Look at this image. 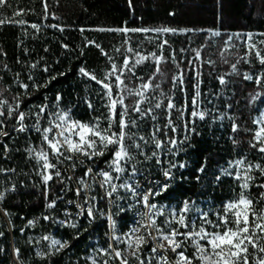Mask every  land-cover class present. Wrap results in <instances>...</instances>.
Segmentation results:
<instances>
[{"label": "trees", "instance_id": "16d2710c", "mask_svg": "<svg viewBox=\"0 0 264 264\" xmlns=\"http://www.w3.org/2000/svg\"><path fill=\"white\" fill-rule=\"evenodd\" d=\"M10 2L12 7L0 10V14L7 17L17 9H25L28 14L16 19H25L29 25H41L39 31L30 26H0V90L9 88L10 92H4V96L11 99L16 93L23 92L15 83L17 79L28 83L29 95L22 97V109L34 104L51 105L59 94L63 97L61 107L74 106L73 112L77 118L87 121L94 115H100L105 109L101 107L102 101L97 93L99 86L83 77L79 69L84 67L98 78H103L110 69V61L102 55L101 49L108 53L112 62L119 65L122 64L124 55H129L126 52L127 47L131 46L143 55L152 52L160 55L161 50L155 43H149L148 38L157 43L168 40L162 53L165 60L160 65L161 73L155 75L153 83L160 84V90L174 96L178 109L186 108L183 119L179 118L178 112H172L178 128L175 133L178 143L176 147L166 144L165 150L159 154L160 164L156 163V158L145 160L133 149L135 159L125 165L123 178L132 175L133 164L136 166V173L149 172L154 175L163 173L164 169L175 164L176 167L171 168L173 179L169 180L167 191L160 197L161 203L179 210L188 201L192 208L214 211L234 198V181L230 177L222 176L217 182L216 176L221 175L229 162L239 158L241 154H246L254 163L257 162L248 147L251 133L246 129H255L253 120L264 106V83L257 85L254 81L243 79L245 73H261L262 67L254 57H251V64L244 63L241 57L247 51L239 44L237 47L226 48L224 42L231 33H264V0H131V7L129 0H47V19L44 18V0ZM52 24L63 28V31L50 27ZM125 26L149 29L168 27L193 31L163 35L129 33L130 40L126 44V37L121 33L97 30ZM213 31L220 32L215 43L209 37V33ZM89 41L94 43L89 44ZM197 51L200 53L199 58L196 57ZM173 54L176 63L172 62ZM34 63L37 67L33 69L30 65ZM233 64H236V73H233ZM45 67L48 68L47 72L43 70ZM180 72L184 75L183 90L179 85L173 89L172 77ZM154 73L155 62L151 57L136 68L137 76L143 77L145 81ZM29 76L33 77L36 84H43L53 76L56 79L47 88L35 91ZM221 76L226 80L223 85L219 83ZM198 81L201 95L197 110L206 113L203 121L190 116L193 110L191 99L195 95ZM139 83L135 78L129 81L130 86ZM160 90L149 93L153 103L159 98ZM86 99H91L97 105L96 112L89 111L84 103ZM157 116V122L163 126L166 123L163 110H158ZM193 120L195 123L191 124L190 121ZM233 121L240 129L236 133L232 132ZM186 122L189 127L195 128L194 133L185 132ZM5 123L6 130L11 132L13 121L7 120ZM153 123L150 119L141 121L143 131L140 134L147 136ZM186 134L189 139L183 144L179 143ZM12 135L13 139L4 138L9 148L5 157L3 146L0 145V168L16 171L12 175L0 173V180H5L8 176L17 190L6 194L0 207L4 213H8L6 217L12 227L15 246L20 250L17 259L22 264H73V258L78 257L85 245L86 233L74 237L73 230L55 225V220L61 215L62 206L57 200L56 208L49 209L47 202L58 197V183L51 186L47 200L42 195V186H35L39 184V177L33 171L35 162L27 158L25 150L29 146L37 145L38 134L33 132L29 138H26V134ZM168 135L171 137L173 133L169 131ZM161 139L164 137L161 136ZM234 139L238 143L234 144ZM169 147H172L171 152L167 151ZM154 150V145L145 149L149 155ZM181 164L184 165L183 168L179 167ZM202 167L203 172L199 171ZM261 182H264V178L257 181ZM256 191L253 189V194ZM33 214H41L43 217L47 215L52 219L42 218L39 226L32 231H25L24 236L20 237V218ZM103 230L104 224L101 223L90 227L86 232L90 236L98 233L102 237ZM0 232L3 233L0 236V264H9V234L1 214ZM34 234L41 237L50 235L68 241L69 247L48 260H41L28 242V236Z\"/></svg>", "mask_w": 264, "mask_h": 264}, {"label": "snow or ice", "instance_id": "6c2138e0", "mask_svg": "<svg viewBox=\"0 0 264 264\" xmlns=\"http://www.w3.org/2000/svg\"><path fill=\"white\" fill-rule=\"evenodd\" d=\"M129 6L131 7V0H129ZM10 7H12L10 0H0V10ZM44 12V18L47 19V0H44ZM27 14L28 10L25 9H17L7 17L0 14V26L5 24L18 25L22 28L30 26L39 31L41 25L37 23L29 25L25 19H16V17H24ZM49 26L63 31V28L56 24ZM97 30L121 33L126 37V44L130 40L129 33L163 35L193 31L192 29L168 27L149 29L126 26ZM211 34L219 36L220 32L213 31ZM256 35L254 33L247 34V52L241 59L244 63L251 64V57H254L264 69V49L258 46L264 45V40L257 42ZM258 35L264 36V33ZM228 39L230 41L232 37L229 36ZM148 42L155 43L156 47L161 50V54L157 55L156 52H152L149 55H143L137 49L129 46L126 49L129 55H124L122 64L118 65L112 62L108 53L101 49L102 55L110 61V69L103 78H98L97 75L84 67L79 69V73L83 77L99 86L97 93L102 101L101 107L105 109V112L94 115L87 121L74 115V106L61 107L63 97L59 94L56 95L51 105L48 103L34 104L22 109V97L29 95L30 85L19 79L15 83L23 92L16 93L11 99L4 96V92H10L9 88L0 90V145L3 146L5 152H8L9 149L4 138L13 139L12 133L26 134V138H29L33 132L38 134L37 145L27 147L25 151L27 158L35 162L33 171L39 177V184L35 186H42V195L46 200L54 183L65 185V179L69 181L73 179L71 176L65 178L62 168L70 166L74 172L78 165L90 163L92 166L85 167L83 175L76 180L79 187L76 188L75 195L78 199L82 198L83 203L68 201L79 210V216H84L86 213L89 223L96 219L95 202L97 197L89 196L87 193L93 188V185L97 184V177H100L99 187L104 190V197L100 199L107 197L114 203L115 201H112L111 198L118 193L119 189L131 192L134 198L139 196L137 202L142 203L147 212L141 213L142 219L138 221V226L124 233L123 236L115 234V221L112 219L111 211L109 210L107 214L100 211L101 216L106 215L110 228L113 230L108 247L98 250L101 256L109 258L103 260L102 264H109L110 260L118 261L119 264H131L132 261H135L136 264H264V182L257 183L258 180L264 178V113H261L260 118L253 120V124L257 125L255 129H246L251 133L248 147L252 151V155L257 158V162L254 163L248 155L241 154L239 158L229 162L228 167L222 170L221 175L216 176L217 182L221 180L222 176L230 177L234 181L236 193L234 198L224 202L217 210L201 211L196 208L195 211L199 213V216L190 219L189 213L193 209L188 201H185L179 210L172 209L167 212L150 202V197L161 195L169 187L168 184L161 185L158 191L154 192L149 189L148 192L140 195L131 184L117 185L114 183L115 180H120L126 172L125 165L135 159L132 154L133 149L137 150L145 160L156 158V163L160 164L159 154L165 150L166 144L176 147L178 143L175 138L178 128L172 112H178L179 118L183 119L186 111V108H177L173 95L164 93L160 90V84L153 83L155 75L161 73L160 65L165 60L162 53L165 46L168 45V40L165 39L157 43L149 37ZM92 43L94 42L89 41V44ZM117 51L119 52L120 49ZM181 51L184 50L181 49ZM150 57L155 62V73L145 81L143 77L137 76L136 68L148 61ZM196 57H200L199 51H197ZM171 59L173 63H176L174 54ZM30 67L34 69L37 64L34 63ZM231 67L233 73H236V64ZM177 68H179V64H177ZM43 70L47 72L48 68L45 67ZM132 78L139 80L140 83L130 86L129 81ZM28 79L33 81L32 88L39 91L40 88H47L56 77H51L43 84H36L32 76H29ZM243 79L252 81L254 77L245 73ZM219 83L221 85L226 83L224 77H219ZM255 83L257 85L264 83V71L255 76ZM183 84V72L172 77L173 89L178 85L182 89ZM157 90H160V95L153 103V98L149 93H155ZM200 95L198 81L195 86V95L191 99L193 110L190 112V116L203 121L206 113L197 110ZM84 103L90 112L98 110L97 105L91 99H86ZM158 110H163L165 114L166 123L163 126L157 122ZM220 118L223 119V117ZM148 119L154 123L151 125L149 134L145 136L140 134L143 131L141 121ZM7 120L13 121L11 132L6 130L5 122ZM190 123L194 124L195 121H190ZM133 129L137 131H133ZM184 130L186 133L195 132V128L189 127L188 122L184 124ZM239 130V125L233 121L232 132L236 133ZM169 131L173 133V136L168 135ZM161 136L164 139H161ZM188 139L189 135L186 134L184 140L179 143L183 144ZM233 143L236 144L238 141L234 139ZM150 145H154L155 150L151 151L149 155L145 149ZM172 147L167 148V151L171 152ZM101 162L107 166V170L100 168L94 172L96 165ZM131 167V174L134 176L137 169L134 164ZM175 167V164H171L169 168L164 169L163 176L166 180L173 179L171 168ZM179 167L183 168L184 165L181 164ZM15 171V169L0 168V173H14ZM199 171L203 172L204 168L202 167ZM253 189L257 190L255 194H253ZM16 190V185L12 184L10 188L0 191V201L5 198L6 192H15ZM82 193H84L83 197ZM58 199H62V196L48 200L47 207L49 209L56 208ZM117 199H122V197L117 196ZM119 210L124 211L123 208ZM66 214H68L67 211ZM5 215H8L6 211ZM161 216L165 218L158 222L157 217ZM43 219L50 220L52 217L46 215ZM35 223L33 220L28 221L29 226H34ZM60 223L71 228L79 226L77 221L72 220L60 221ZM0 236H3L2 232H0ZM40 239L50 240L49 251H36V256L41 260H48L51 256L69 247L68 241L51 239L47 235ZM36 243H40V241L38 240ZM120 244L125 245V248L121 249ZM189 247H191V251H189ZM14 254L19 259L20 250L14 249ZM92 264H98L95 258H92Z\"/></svg>", "mask_w": 264, "mask_h": 264}, {"label": "built area", "instance_id": "2783aa9c", "mask_svg": "<svg viewBox=\"0 0 264 264\" xmlns=\"http://www.w3.org/2000/svg\"><path fill=\"white\" fill-rule=\"evenodd\" d=\"M8 152L4 151V157L8 154ZM91 166L92 165L90 163L86 165H78L74 172L72 171L70 166L62 168L61 170L65 178L71 176L73 177V179L70 181L65 179V185H61L58 183V197L62 196V199H58V201L60 202L62 209H61L60 217L55 220V225L58 226L59 228H67L73 230L74 237H76L79 234L86 233V241L84 242L85 245H83L81 251L78 254V257L73 258V262H74L73 264H92V258H95L98 264H102L103 260L109 259L106 256H101L98 251L101 248L108 247L111 236L113 235V230L110 228L109 221L107 220L106 215L101 216L99 214L100 211H103L105 214H107L109 210L111 211L112 219L115 221V234L120 236H123L124 233L129 232L130 229H132L133 227H137L138 221L142 219V216L140 214L147 212V209L143 206V204L137 202L139 200V196L134 198L131 192L125 189H119L118 193L114 194V196L111 198L112 201H115L114 203H112L107 197H105L104 199H100L101 197H104V190L99 187L98 182L100 180V177H97V184L93 185V188L87 193V195L89 196L97 197V201L95 202V207L97 209L96 219L92 223H89L88 219H86V213L84 216H79L78 215L79 210L75 207L74 204H69L68 201L72 200V201H77L78 203H83V199L82 198L78 199L75 195V190L77 187H79L76 180L78 177H81L83 175L85 167H91ZM100 168H104L105 170H107V166L103 162H101L98 165H96V167L94 168V172L98 171ZM8 174L12 175L13 172H8L7 175ZM89 183H91L90 180ZM114 183H116L117 185L121 183L131 184L134 188H136L137 192H139L140 195H143L144 193L148 192L149 189L155 192L160 189L161 185L163 184L169 185V180L165 179L163 173H160L159 175H154L149 172H138L134 176L131 175L127 178H123L122 175L121 179L115 180ZM12 184L14 183L10 181L8 176L5 180L4 179L0 180V191H3L5 188H10ZM62 189L65 190L62 191ZM167 189L162 194H164L167 191ZM8 193H14V192L11 191L6 192V194ZM162 194L159 196H155L154 198L150 197V202L155 203L157 205V208L164 209V207L167 205L160 202V197L162 196ZM83 195L84 193H82V197ZM117 196L122 197V199H117ZM4 200L5 198L3 199V201ZM1 202L2 201H0V203ZM120 208H123L124 211H120L119 210ZM66 211L68 214H66ZM0 214L3 216L5 220L9 234V245L11 252V260L9 264H22L18 261L16 255L14 254V249H17V247L15 246V238L12 234V227L5 213L1 210V207H0ZM42 218L43 216L41 214H33L27 218L21 217L20 219L22 220V225L19 231V236L23 237L25 231L27 230L32 231L37 226H39ZM163 219H164L163 216L157 217L158 222L162 221ZM29 220L35 221L36 222L35 225L29 226L28 225ZM66 220L77 221L79 226L77 228H71L60 223V221H66ZM101 223L104 224L102 237L98 233H95L92 236L87 234L86 231L90 227ZM47 236H49L51 239L61 240L59 238L51 237L50 235ZM39 237L41 238V236ZM42 243L49 245L50 240L45 242L42 241ZM119 247L121 249H124L125 245L120 244ZM65 249H63L62 251H64ZM32 251L34 252L33 246H32ZM59 264H64V263H59ZM109 264H119V262L110 260ZM131 264H136V262L132 261Z\"/></svg>", "mask_w": 264, "mask_h": 264}, {"label": "rangeland", "instance_id": "374dc122", "mask_svg": "<svg viewBox=\"0 0 264 264\" xmlns=\"http://www.w3.org/2000/svg\"><path fill=\"white\" fill-rule=\"evenodd\" d=\"M211 33L212 32L209 33V37L212 40V42L215 43L216 39L218 38V36H213ZM153 34H157V33H153ZM247 34L248 33H231V34H229V36H231L232 39L229 41V39H228L229 37H228L225 40V42H224V46L226 48H233V47H237L238 44H239V46H242L247 51V47H246ZM254 34H257L255 36V40L257 42L260 41V40H264V38H262L260 35H258V33H254ZM157 35H159V34H157ZM258 46L260 48L264 49V45H258ZM262 71H264V69H262ZM258 74H260V72H254V73L250 74V75H253V77H254V79L252 81L255 82V76L258 75ZM261 113H264V106L260 108V110H259L258 114L256 115V117L254 118V120L260 118ZM256 127H257V125H255V128ZM164 209L167 212V211H171L172 209H175V208L173 206H165ZM192 209H193V211L189 213V218L190 219H193V218H196V217L199 216V213H197L195 211L196 208L193 207ZM198 223H199V221H198ZM28 240H29L28 241L29 244L33 246L35 254H36V251H38V250L39 251H45V252L50 250L49 249V245L48 244H43L41 239H40V237L38 235H35V234L34 235H29L28 236ZM38 240L40 241V243H36V241H38ZM30 241H31V243H30ZM189 249H191V247H189Z\"/></svg>", "mask_w": 264, "mask_h": 264}]
</instances>
